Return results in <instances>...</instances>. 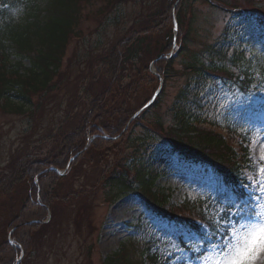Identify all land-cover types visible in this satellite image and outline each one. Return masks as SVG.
Returning a JSON list of instances; mask_svg holds the SVG:
<instances>
[{"label": "trees", "instance_id": "1", "mask_svg": "<svg viewBox=\"0 0 264 264\" xmlns=\"http://www.w3.org/2000/svg\"><path fill=\"white\" fill-rule=\"evenodd\" d=\"M79 1L0 0V99L6 101L5 106L13 108L14 101L17 100L23 107L31 104L36 111L47 112L53 102L52 91L59 85L55 76L61 72L66 50L76 34L74 25ZM103 1L110 5L120 0ZM166 1L161 9L147 17L144 25H138L129 32L102 59L110 67L113 86H116L114 92L111 91L109 96L106 90L94 94L81 119L80 127L69 133L63 131L58 134L59 146L48 157L34 160L19 158L11 166L10 175L7 174L5 180L0 177L2 194L17 193L23 186L26 187V191L22 190L24 196L19 194L15 204L19 211L7 223L5 238L0 242V264H17L22 251L25 259L35 253L36 237L46 227L38 221L47 220L48 215L55 212L54 204L59 199L55 187L68 173L58 175L55 169L65 170L73 156L83 155L90 136L95 137L93 147L102 150L112 146L113 142L102 136L104 132L111 136L123 132L121 139L127 147L122 149L130 152L126 156L122 149L119 150L121 146H115L117 160L103 177L110 197L121 199L136 194L155 218L160 219V224L174 226L192 242L194 238L199 241L202 239L204 244L227 235L224 229L216 231L213 223V218L220 214L218 210L230 208L226 212V219L220 221L225 227L229 222L239 220L244 213L240 209L245 210L249 200V193L245 188L247 182L242 175L249 163L248 147L244 146L247 138L237 125L229 128L226 137L207 126L212 120L208 121L199 113L203 109V98L200 95L208 83L214 87L230 84L243 92L263 87L264 81L256 77L258 74L264 77V64L258 58L246 56V50H249L247 48L251 47L247 46L251 44L252 38L245 40V35H232L227 30L222 38L215 44H208L201 53L192 52L189 48L191 36L188 26L184 36L181 35V28L179 29L177 42L183 41L180 53L186 59L183 69L176 71L175 59H170L167 55L175 45L173 7L177 0ZM188 1L181 0L177 7L179 23L183 5L186 6ZM194 1L218 6L211 0ZM227 4L231 8L225 7L226 11L250 19L259 26L260 35H264V16L243 10L236 4ZM13 8H20L18 17L11 15ZM193 19L194 13L191 15V20ZM161 26L167 27L166 36L155 40L151 36ZM12 57H16V61L11 60ZM146 59L156 62L159 81L161 77L167 81L177 76H191L187 80V86L181 90L178 101L172 105L173 122L170 125L166 126L160 120L152 122L148 117L150 110L159 106L161 97L133 120V115L128 114V101L137 89L133 82L126 87L121 86L122 73L128 69V65L141 62L144 67L142 82L153 78L148 65L151 61L145 64ZM25 61L29 62V66L25 65ZM256 61L259 64L258 72L252 71L251 67ZM248 64L250 65L246 68L244 65ZM33 93L39 96L37 102L32 99ZM145 106L146 104L142 108ZM20 109L22 107L19 106ZM126 114L128 116L125 118ZM131 120L133 127L126 129ZM211 124L215 125L216 121ZM136 127L141 129L140 134L133 132ZM148 141H158L160 144L157 148L160 151L155 150L148 155ZM138 153L140 154L137 155ZM75 164L76 161L70 167ZM175 164L179 167L203 169L211 177L208 191L198 200L170 205L172 194L168 190L157 188L158 180L166 176ZM225 192L243 195L236 201V206L230 207V201H220ZM135 227L138 233L146 236L142 245L132 235L127 243L123 242L120 249L106 259V264L170 262L180 250L177 244H185L182 238H177L173 246L164 243L166 249L152 227L144 224ZM11 232L14 242L21 248L9 244L7 236ZM138 251L140 260L136 259Z\"/></svg>", "mask_w": 264, "mask_h": 264}, {"label": "rangeland", "instance_id": "2", "mask_svg": "<svg viewBox=\"0 0 264 264\" xmlns=\"http://www.w3.org/2000/svg\"><path fill=\"white\" fill-rule=\"evenodd\" d=\"M180 1L177 0L173 7V19L177 28L174 29V34L179 35L181 28V35L184 36L189 26L191 36L189 48L192 52L201 53L208 44H215L222 38V34L227 30L232 35H245V40L252 38L251 44L247 46L251 47L247 48L249 50H246V56L258 58L264 64L262 60L264 35H260L259 26L250 19L236 16L224 9L231 8L227 3L236 4L243 10L264 16V0H211L219 7L203 1L189 0L186 6L183 5L179 23L177 7ZM165 2L167 1L120 0L110 5L103 0L78 2L74 25L76 34L66 50L61 72L55 76V81H59V85L52 91L51 102H53L47 108V112L36 111L31 104L23 107L17 100L14 101L13 108H9L5 106L6 101L0 99L2 180H5L7 174L10 175L11 166L17 159L45 158L50 152H54V148L59 146L58 134L63 131L69 133L80 127L81 119L94 94L106 90L109 96L111 91L114 92L116 86H113L110 67L102 59L104 60L110 50L122 38H126L129 32L138 25H144L147 17L157 9H161ZM190 5L192 8H189ZM20 8L23 9L22 6ZM20 8H13L11 15L18 17ZM192 13H194L193 20H191ZM166 28V26H161L159 30L156 28V32L151 37L157 40L166 36L168 31ZM169 52L168 58L175 59V70L181 71L186 56L180 53L179 46H174ZM16 59V57L11 58L13 61ZM149 61L151 60L146 59L145 64ZM140 63L128 65V69L122 73L121 86L126 87L133 82L137 89L128 101V114L133 115L132 120L140 115L142 106L148 104L160 86L156 62L151 61L148 64L154 77L148 78L146 82H142L144 67ZM25 65L29 66V62L25 61ZM249 65L244 66L247 68ZM251 67L254 72L260 71L258 61L251 64ZM189 77L191 76H177L163 81L158 92L161 102L148 114L152 122L160 120L166 126L172 124V105L178 101L181 90L187 86V80H190ZM262 89L264 84L263 87H255L243 92L230 84L214 87L208 83L200 95L203 98V109L199 113L209 120L217 121L224 129L228 127L227 124L239 126L248 134L250 148H253L254 142L259 141L261 134H264V90ZM33 94L32 99L37 102L39 96ZM46 102L49 103V100ZM19 106L22 109L19 110ZM132 120L126 129L133 127ZM133 132L136 135L140 134L141 129L136 127ZM122 133L113 136L106 132L102 133L105 139L113 142L112 146L102 150L93 147L95 137L90 136L85 153L79 157H77L79 154L73 156L68 167L65 170L61 169L60 173L57 172L58 175L68 173L55 187L59 197L54 204L55 212H51L47 220L38 221L46 225L45 230L36 237L35 253L28 259L24 258L25 253L23 257L20 255L18 258L20 264H106V259L118 251L123 242L127 243L132 235L136 236L139 245H142L146 236L138 233L135 226L143 224L152 227L163 244L173 246L177 238H182L185 242L181 246L177 244L180 250L170 262L161 264H201L197 256L209 245L216 243L202 247L197 239L194 238L192 242L184 232L178 231L174 226L160 224V219L155 218L136 194L116 199L107 193L108 189L105 188L103 177L117 160L115 146H121L119 150L127 147L121 139ZM147 143L150 148L148 155L152 154V151H160L157 148L160 144L158 141ZM123 151L126 156L130 154L126 149ZM255 155L259 158V147H255ZM74 161L76 164L71 168ZM248 166L249 176H254L255 171L250 167V163ZM210 180L211 177L203 169L179 167L175 164L166 176L158 180L157 188L168 190L172 194L170 205H179L187 200L193 201L202 197L208 191ZM22 190L26 191V187L23 186ZM22 190L10 194L0 193V242L5 238L7 223L19 211L15 204L19 194L24 196ZM224 194L221 195L220 201H226ZM257 194L256 188L253 187L250 211L255 208ZM250 211L244 217L249 215ZM7 237L9 242V236ZM9 244L13 246L10 242ZM15 248L21 246L18 244ZM136 259L140 260L139 251Z\"/></svg>", "mask_w": 264, "mask_h": 264}, {"label": "snow or ice", "instance_id": "3", "mask_svg": "<svg viewBox=\"0 0 264 264\" xmlns=\"http://www.w3.org/2000/svg\"><path fill=\"white\" fill-rule=\"evenodd\" d=\"M256 78L264 81L262 76ZM254 144L255 147H259L260 156L256 157L255 147L249 149L247 159L251 162L250 167L254 169L255 175L247 177V187H255L257 190L255 208L246 217L242 216L241 222L238 224L229 222L227 227L220 221L226 219V212L230 208L218 210L220 214L213 218V223L216 231L224 229L227 238L222 236L221 242L211 244L202 251L197 256L201 264H264V134H261L260 140ZM242 195L237 192H225L224 199L231 202L230 207L236 206V201ZM240 211L244 209L241 208ZM198 243H203V240Z\"/></svg>", "mask_w": 264, "mask_h": 264}, {"label": "water", "instance_id": "4", "mask_svg": "<svg viewBox=\"0 0 264 264\" xmlns=\"http://www.w3.org/2000/svg\"><path fill=\"white\" fill-rule=\"evenodd\" d=\"M9 242L12 244V245H15L12 241V238H11V234H9Z\"/></svg>", "mask_w": 264, "mask_h": 264}]
</instances>
